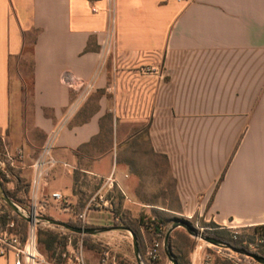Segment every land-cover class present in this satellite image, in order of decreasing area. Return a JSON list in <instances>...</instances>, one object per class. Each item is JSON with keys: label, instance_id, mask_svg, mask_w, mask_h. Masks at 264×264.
<instances>
[{"label": "crops", "instance_id": "0c3cea01", "mask_svg": "<svg viewBox=\"0 0 264 264\" xmlns=\"http://www.w3.org/2000/svg\"><path fill=\"white\" fill-rule=\"evenodd\" d=\"M66 72L95 81L76 106ZM54 134L56 165L35 186ZM0 137L24 153L17 194L58 221L86 213L88 225L144 230L156 209L152 219L264 225V0H0ZM145 142L163 163L139 172Z\"/></svg>", "mask_w": 264, "mask_h": 264}, {"label": "rangeland", "instance_id": "374dc122", "mask_svg": "<svg viewBox=\"0 0 264 264\" xmlns=\"http://www.w3.org/2000/svg\"><path fill=\"white\" fill-rule=\"evenodd\" d=\"M16 69V68H15ZM13 69V81L16 80L17 74L16 70ZM21 69L27 73V89L30 90V63L25 62L23 64V67ZM138 155L137 158L134 159V168L139 172H147L148 170H152L155 166L156 162H159L160 165H162L163 161L160 159L159 161L156 158H153L149 151V146L145 142L142 146L140 145L138 148ZM20 159L16 156V150L14 151L8 144L7 141H5L2 137H0V181L2 182L4 189L6 192L14 193L17 191L18 182L17 177L20 176L19 173V166H20ZM145 163H144V162ZM143 165L145 166V171H143ZM121 192V191H120ZM148 199L152 200L155 198H158V191L153 188V186L150 185V190L147 192ZM110 195L116 197H119V193L115 190H112ZM20 208L21 212L25 215H27L30 219L32 218L31 214L33 213V207L34 204H30V202L27 201V198L20 197L19 194H15L13 198H11ZM166 209V208H164ZM155 211L158 210L153 209V211L150 212V215H148V219L145 220V222H149L150 219H152V216H157ZM155 213V214H154ZM163 214L160 215V218L163 219L164 225L166 228H164V232L168 233V231L176 224L180 223V221H185L189 223V225L192 227L191 230L188 229L186 226L181 225L180 227L176 228L170 235L169 240V247L168 251L171 253V257L168 255L167 251L164 249L161 252V255L159 259L155 263H151L148 261V258L146 256L148 246L151 245L156 239V233L153 231H150V229H146L144 227V230L137 228L138 232V241L139 246L141 250V256L143 259L144 264H174L173 259L177 261V264H198V257L200 251V247L203 248V250L211 252V247L213 244L208 243L205 241L204 237H213L211 231H204V236L201 238L203 240H200V238L197 236L200 232L199 228L201 227H211L209 223L203 221L202 219L199 221H196V219H190L185 216L179 215V214H172L169 212H162ZM18 214L15 212L1 197H0V236H3L5 234L8 235H17L21 242L24 244L26 242L28 228H29V222L31 220L25 219L21 215L19 217L16 215ZM39 216H44L47 218L54 219L50 216L49 212L43 211L39 213ZM24 220H22V219ZM56 220V219H54ZM255 227H248V228H237L233 229L232 231L237 232L241 235V239L243 242H247V246L249 247L250 244H253L255 247V251H258V254L264 257V242H262L261 237L256 235L254 239L251 238V235L254 232ZM53 230L55 232L59 233H66L68 232L67 229L59 226L51 225L47 222H40L38 224V249L39 252L45 257L46 261L48 263H52L54 254L52 252H49L46 250V244L40 243V240L46 242V237H40V231L44 230ZM228 229V228H227ZM123 234V233H122ZM84 235L81 236H74L75 240L82 239L85 244ZM105 235H97L93 237L92 240H94V244L99 245V250L96 251L97 253L95 256L100 257V255L103 254L104 250H108L110 253V262L111 264H139L134 252V243L133 238L131 239H125L124 237L120 235H113V238H105ZM166 237V236H165ZM97 238H100L101 241H98ZM215 238V237H213ZM108 242H111V245H108ZM241 242L240 244H242ZM253 242V243H252ZM86 246V245H85ZM259 247V248H258ZM87 248V246H86ZM88 249V248H87ZM53 254V255H52ZM93 254V253H91ZM219 264H233L232 262H224L218 259Z\"/></svg>", "mask_w": 264, "mask_h": 264}, {"label": "built area", "instance_id": "2783aa9c", "mask_svg": "<svg viewBox=\"0 0 264 264\" xmlns=\"http://www.w3.org/2000/svg\"><path fill=\"white\" fill-rule=\"evenodd\" d=\"M142 71L149 74L155 70L149 66H146L143 67ZM61 80L63 84L78 94V100L75 106L81 100L87 98L95 88L94 80H86L69 72L64 73ZM55 135L56 134H54L46 142L42 155L36 159L33 165L36 171V179L34 181L35 186L38 185V182L44 176V168H52L56 165V160L52 155ZM16 156L22 160L24 157L23 151L21 149H17ZM113 181V176H110L108 178L107 185H112ZM52 198L58 202H62L63 200V197L60 193H53ZM33 209V213L31 214L32 218L29 222L26 242L23 244L17 235L5 234L0 236V256L5 257L13 254L15 256V264H91L89 258L87 257V248L84 244V241L82 239L75 240L73 235L68 236L66 246L63 248L59 247L52 263H48L38 249V224L40 222L37 218L39 217L40 212L46 210V206L44 204L34 205ZM78 220L83 224H87V214L84 213L79 215ZM227 228L230 230L236 229L235 226L226 225H218L216 227L211 226L210 228L201 227L199 228L200 232L197 236L200 238V240H203L201 238L204 236V231L212 232ZM150 231L156 233L157 239L148 246L146 256L148 261L155 263L159 259L161 252L165 249V237L163 235V227H160L158 230L150 228ZM234 238L237 239L236 236H234ZM262 242H264V240H262ZM243 246L244 247L239 248L246 249L245 247H247V242H244ZM199 249L201 252L199 253L198 257V264H219L218 259L224 262H232L233 264H260L253 258L247 255L236 253L225 245H212V253L203 250L202 247ZM248 251L254 253L255 247L253 244L249 245ZM97 264H111L109 251L100 255Z\"/></svg>", "mask_w": 264, "mask_h": 264}, {"label": "trees", "instance_id": "16d2710c", "mask_svg": "<svg viewBox=\"0 0 264 264\" xmlns=\"http://www.w3.org/2000/svg\"><path fill=\"white\" fill-rule=\"evenodd\" d=\"M115 191H117L119 193V197L117 198V208H115L116 213L119 214L121 212V204H122V200H123V195L119 190L116 189ZM16 193H17V191L14 193L6 192V194L10 198H13ZM0 197H1V195H0ZM115 199H116V197H115ZM16 215L19 217L18 214H16ZM146 219H148V218L143 216L142 220H141L142 224L144 225V227H146V229L154 228L155 230H158L160 227H163V235H164V237L166 236V233L164 232V228H166V226L164 225L163 219H161L160 217H156L155 219H150L149 222H145ZM22 220H24V219H22ZM67 223L71 226H76V227L97 228V229L101 228V227H97V226L83 224L79 220H70ZM209 224L212 225V227L218 226L217 224H215L213 222H210ZM114 227L115 228H119V227L130 228L136 235H138L137 230L134 229L128 222H126L124 220V218H121L120 220H116L114 223ZM69 235L81 236V234H76V233H73L71 231L66 232V234H62V233L55 232V231L49 230V229L44 230V231L41 230L40 231V237L44 236L47 238V240L45 242L41 239L40 243L41 244L45 243L46 244V247H45L46 250L49 252H52L55 256L56 251L59 247L63 248L66 246ZM212 235H213V237L217 238L218 240L229 243L233 246L244 247L243 246L244 242L241 239L242 238L241 235L235 231L230 230V229H222V230L212 231ZM256 235L262 236L261 239L264 240V225L257 226L254 228V232L251 235V238L254 239L256 237ZM234 236H236L237 239H235ZM83 237L85 240V245L87 246V248L89 250L100 251L99 245L94 244V240H92L94 235L86 234ZM241 242H243V243L240 244ZM245 248L248 250V246ZM107 251L108 250H104L103 253H105ZM254 253L258 254V251H254Z\"/></svg>", "mask_w": 264, "mask_h": 264}, {"label": "water", "instance_id": "95a60500", "mask_svg": "<svg viewBox=\"0 0 264 264\" xmlns=\"http://www.w3.org/2000/svg\"><path fill=\"white\" fill-rule=\"evenodd\" d=\"M0 195L1 198L15 211L17 212L19 215H21L22 217H24L25 219L31 220L27 215L23 214L21 212V208L6 194L4 186L2 184V182L0 181ZM39 220V222H47L51 225L54 226H59V227H63L65 229H67L68 231H71L73 233L76 234H81V235H86V234H90V235H96L98 233L101 232H106V231H111V230H115V229H123V230H128L129 232H131L132 236H133V243H134V252L137 258V261L139 264H144L143 263V259L141 256V250H140V246H139V241H138V237L137 235L130 229V228H124V227H119V228H115V227H104V228H86V227H76V226H71L69 225L67 222H61L58 220H54L51 218H47L44 216H39L37 218ZM181 225L186 226L188 229L191 230V226L189 225V223L185 222V221H180V223L174 225L167 233L166 237H165V250L167 251L168 255L171 257V253L168 251V247H169V240H170V235L171 233L178 227H180ZM205 241H207L208 243H211L215 246H222L225 245L227 246L229 249L233 250L236 253L239 254H243V255H247L251 258H253L255 261H257L260 264H264V257L258 254H255L253 252H250L244 248H239L236 246H233L229 243H225L221 240H218L217 238H213V237H204ZM173 263L177 264V261L173 259Z\"/></svg>", "mask_w": 264, "mask_h": 264}]
</instances>
